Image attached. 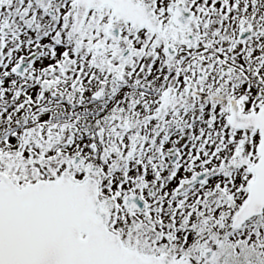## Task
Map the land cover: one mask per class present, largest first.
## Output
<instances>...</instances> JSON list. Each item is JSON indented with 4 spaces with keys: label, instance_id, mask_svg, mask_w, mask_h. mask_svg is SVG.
I'll use <instances>...</instances> for the list:
<instances>
[{
    "label": "snow or ice",
    "instance_id": "1",
    "mask_svg": "<svg viewBox=\"0 0 264 264\" xmlns=\"http://www.w3.org/2000/svg\"><path fill=\"white\" fill-rule=\"evenodd\" d=\"M0 264H264V0H0Z\"/></svg>",
    "mask_w": 264,
    "mask_h": 264
}]
</instances>
